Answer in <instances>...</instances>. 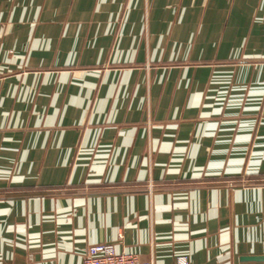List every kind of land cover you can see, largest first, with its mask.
Wrapping results in <instances>:
<instances>
[{
    "label": "crops",
    "instance_id": "1",
    "mask_svg": "<svg viewBox=\"0 0 264 264\" xmlns=\"http://www.w3.org/2000/svg\"><path fill=\"white\" fill-rule=\"evenodd\" d=\"M264 264V0H0V264Z\"/></svg>",
    "mask_w": 264,
    "mask_h": 264
},
{
    "label": "built area",
    "instance_id": "2",
    "mask_svg": "<svg viewBox=\"0 0 264 264\" xmlns=\"http://www.w3.org/2000/svg\"><path fill=\"white\" fill-rule=\"evenodd\" d=\"M82 264H153L142 261L136 255L117 253L113 244L88 246L82 255ZM176 264H188L184 256L176 257Z\"/></svg>",
    "mask_w": 264,
    "mask_h": 264
},
{
    "label": "water",
    "instance_id": "3",
    "mask_svg": "<svg viewBox=\"0 0 264 264\" xmlns=\"http://www.w3.org/2000/svg\"><path fill=\"white\" fill-rule=\"evenodd\" d=\"M245 261L261 262V261H264V257H248V258H245Z\"/></svg>",
    "mask_w": 264,
    "mask_h": 264
}]
</instances>
